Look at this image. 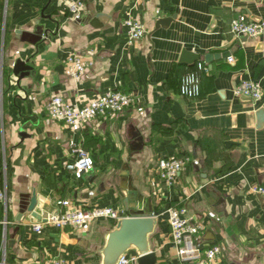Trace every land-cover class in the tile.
<instances>
[{
  "label": "crops",
  "instance_id": "crops-1",
  "mask_svg": "<svg viewBox=\"0 0 264 264\" xmlns=\"http://www.w3.org/2000/svg\"><path fill=\"white\" fill-rule=\"evenodd\" d=\"M0 0V190L7 202L6 264H101L110 221L81 229H30L26 212L35 191V214L56 200L71 209L145 208L156 220L147 238L156 264H181L168 240L165 209L179 204L198 240L221 254L207 264H264V0ZM243 14L261 25L254 38L234 37L229 21ZM140 22L144 35L125 45L126 21ZM169 19L166 24H155ZM199 60L179 62L182 51ZM75 53L91 61L73 78L64 60ZM229 56L203 61L205 54ZM231 57V61L227 59ZM19 60L32 75L12 74ZM201 63L199 94L179 95V79ZM241 80L259 85L252 103L234 92ZM133 96L113 117L87 120L81 128L47 117L52 96L82 106L106 88ZM82 148L92 170L79 179L66 166ZM187 161L176 182L157 178L156 162ZM4 163V172L2 170ZM2 226H0L1 243ZM11 241V246L7 242ZM126 255L136 256L134 249ZM135 264V263H134Z\"/></svg>",
  "mask_w": 264,
  "mask_h": 264
},
{
  "label": "built area",
  "instance_id": "built-area-1",
  "mask_svg": "<svg viewBox=\"0 0 264 264\" xmlns=\"http://www.w3.org/2000/svg\"><path fill=\"white\" fill-rule=\"evenodd\" d=\"M67 10L74 20L80 18L83 6L78 0L69 2ZM125 45L132 46L144 35V29L139 21L129 19L126 22ZM228 32L234 37L254 38L262 33V27L256 22L248 21L243 15H237L228 23ZM231 61V57L227 59ZM65 70L73 78H78L91 66V61L82 56L69 53L65 60ZM206 72V68L201 63H196L192 71L184 74L178 83L179 95L187 98L197 97L199 94L200 74ZM234 92L254 103L260 98V88L256 82L241 80L234 87ZM133 96L121 91L119 88H106L98 96L91 99L82 106H76L65 101L60 96H52L45 105L47 117L55 122H60L68 127L81 128L90 119L113 117L121 113L124 109L133 104ZM74 160L72 164L66 166L71 171L74 178L79 179L84 173L92 170V160L80 147L73 150ZM187 159L183 157L161 158L156 162L157 178L166 185L176 182L185 167ZM4 172V163H2ZM254 194L264 196L263 186H252L250 188ZM7 196L5 188L0 190V204L3 215L6 212ZM69 202L64 199L54 201L53 210L39 216L30 229L39 232L43 226L54 229H81L98 220L110 221L113 225L122 218L131 216L126 209H113L111 207L101 208H81L71 209ZM166 223L168 228V240L174 250L177 260L181 264H207L221 254L220 248L216 245L205 246L197 237L198 227L188 222L185 218L184 209L175 204L165 209ZM7 222L0 221L2 226L0 243V264L5 263L6 239L4 229ZM136 256L121 255L116 264H134ZM45 264H69L61 259H52Z\"/></svg>",
  "mask_w": 264,
  "mask_h": 264
},
{
  "label": "water",
  "instance_id": "water-1",
  "mask_svg": "<svg viewBox=\"0 0 264 264\" xmlns=\"http://www.w3.org/2000/svg\"><path fill=\"white\" fill-rule=\"evenodd\" d=\"M169 19H160L156 22L158 25L166 24ZM229 56V53L224 54H205L203 61L209 63L212 59ZM199 60L196 54L188 51H182L179 62L190 65ZM12 74L25 75L33 73L31 67L24 62L17 60L12 67ZM1 153V151H0ZM36 205L35 191L30 195L26 212L36 220L39 216L33 211ZM131 216L118 220L112 230L107 233L105 243L100 250L101 264H116L117 259L125 254L128 250L134 249L136 252L135 264H156V256L154 252L148 250L147 238L153 231L156 220L145 209L130 210ZM11 241L7 242L11 246Z\"/></svg>",
  "mask_w": 264,
  "mask_h": 264
}]
</instances>
